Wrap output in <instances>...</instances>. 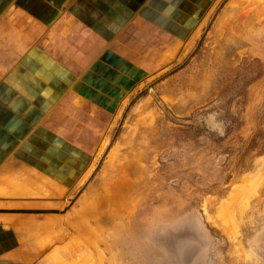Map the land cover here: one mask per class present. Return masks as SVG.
Returning a JSON list of instances; mask_svg holds the SVG:
<instances>
[{
  "label": "rangeland",
  "instance_id": "rangeland-1",
  "mask_svg": "<svg viewBox=\"0 0 264 264\" xmlns=\"http://www.w3.org/2000/svg\"><path fill=\"white\" fill-rule=\"evenodd\" d=\"M198 31L161 64L157 42L130 51L149 78L93 177L29 198L53 207L43 264H264V0H221Z\"/></svg>",
  "mask_w": 264,
  "mask_h": 264
},
{
  "label": "crops",
  "instance_id": "crops-1",
  "mask_svg": "<svg viewBox=\"0 0 264 264\" xmlns=\"http://www.w3.org/2000/svg\"><path fill=\"white\" fill-rule=\"evenodd\" d=\"M220 1L0 0V264L53 253L38 236L53 207L29 198L93 177L113 117L149 78L130 51L157 42L163 63Z\"/></svg>",
  "mask_w": 264,
  "mask_h": 264
},
{
  "label": "bare ground",
  "instance_id": "bare-ground-1",
  "mask_svg": "<svg viewBox=\"0 0 264 264\" xmlns=\"http://www.w3.org/2000/svg\"><path fill=\"white\" fill-rule=\"evenodd\" d=\"M103 147H104V146H103ZM88 174H89V172H88ZM87 176H88V175H87ZM29 223H30V222H29ZM30 224H31V223H30ZM46 224H47V223H46ZM31 225H32V226H30V227H33V224H31ZM44 225H45V224H44ZM44 225H43V226H44ZM21 226H22V225H21ZM26 227H27V226H26ZM45 227H47V226H45ZM41 228H44V227H41ZM48 228H49V227H48ZM83 231H84V230H83ZM89 233L92 234L91 231H89ZM49 235H50V234H49ZM93 235H94V234H93ZM91 236H92V235H91ZM88 237H89V236H88ZM92 237H93V236H92ZM94 237H95V236H94ZM46 241H47V240H46ZM48 243H49V242H48ZM93 244H94V243H93Z\"/></svg>",
  "mask_w": 264,
  "mask_h": 264
}]
</instances>
